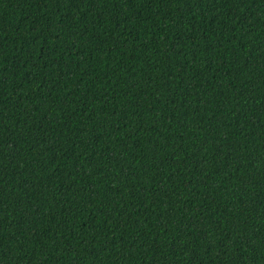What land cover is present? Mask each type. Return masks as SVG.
<instances>
[{
  "label": "trees",
  "instance_id": "obj_1",
  "mask_svg": "<svg viewBox=\"0 0 264 264\" xmlns=\"http://www.w3.org/2000/svg\"><path fill=\"white\" fill-rule=\"evenodd\" d=\"M0 264H264V0H0Z\"/></svg>",
  "mask_w": 264,
  "mask_h": 264
}]
</instances>
